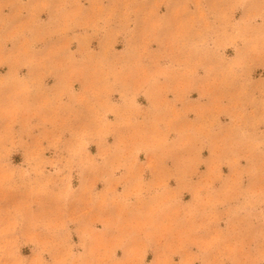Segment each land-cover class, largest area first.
Masks as SVG:
<instances>
[{"label":"rangeland","instance_id":"obj_1","mask_svg":"<svg viewBox=\"0 0 264 264\" xmlns=\"http://www.w3.org/2000/svg\"><path fill=\"white\" fill-rule=\"evenodd\" d=\"M0 264H264V0H0Z\"/></svg>","mask_w":264,"mask_h":264}]
</instances>
